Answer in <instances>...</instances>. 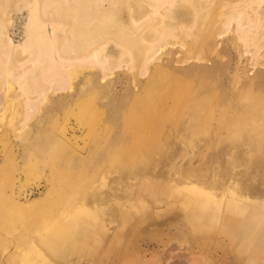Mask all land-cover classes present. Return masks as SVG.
I'll use <instances>...</instances> for the list:
<instances>
[{"label":"rangeland","instance_id":"1","mask_svg":"<svg viewBox=\"0 0 264 264\" xmlns=\"http://www.w3.org/2000/svg\"><path fill=\"white\" fill-rule=\"evenodd\" d=\"M149 3L0 0V264H264V0Z\"/></svg>","mask_w":264,"mask_h":264},{"label":"bare ground","instance_id":"2","mask_svg":"<svg viewBox=\"0 0 264 264\" xmlns=\"http://www.w3.org/2000/svg\"><path fill=\"white\" fill-rule=\"evenodd\" d=\"M76 1V3H77V5H78V9H79V11H80V3H81V0H75ZM161 0H152V3H149V5H150V7H151V11H150V13H156V5L160 2ZM108 6H106V5H103V7H102V5L99 7L100 9L98 10V8H96V11H98V13L99 14H101V15H104L105 13H106V11H108V8H107ZM31 9V8H30ZM33 9V8H32ZM31 11V10H30ZM32 11H34V13L36 12V10L34 9V10H32ZM33 12H30V16H28V18H29V20L27 21V26H26V35H25V37H24V39L21 41V42H15V40L11 37V36H8V35H3L4 34V29H5V25L4 24H2V23H0V44L2 45V49H3V51L5 52V53H7V54H10V53H14V52H16L17 50H24V49H27L31 44H32V42H33V36H32V31H33V26L32 25H34L35 24V20H36V18L34 17V14ZM88 13L89 14H91L89 11H88ZM95 13H97V12H95ZM146 13H149L148 11L146 12ZM36 15H37V13H36ZM35 15V16H36ZM133 16H135V15H133ZM34 18H35V20H34ZM97 19H98V17H97ZM140 19L141 18H139V19H136V18H131V22L133 23V24H138L139 22H140ZM131 23V24H132ZM132 24V25H133ZM101 27V26H100ZM125 27V26H124ZM126 29V28H125ZM65 40H67V39H65ZM90 44H91V41H90ZM89 44V45H90ZM92 51V50H91ZM91 53V52H90ZM96 54V52L94 51L93 53H92V55H95ZM101 63H103V62H101ZM30 90H32V92L33 93H36V95L39 93V90H40V84L37 86V85H34V84H32L31 86H30ZM36 95H34L33 97H31V99H36L38 96H36ZM229 215V214H228ZM225 217H226V215H225ZM229 217V216H228ZM228 220H229V222H230V220H231V222L233 221V222H237V221H235L234 220V217H229V218H227ZM232 224V223H231ZM214 232V231H213ZM215 233V232H214ZM180 248V247H179ZM174 249V248H173ZM177 249V248H176ZM166 252V251H165ZM168 252V251H167ZM176 253V252H175ZM178 253V252H177ZM176 253V254H177ZM166 255V254H165ZM170 256H172V255H170ZM175 256V255H174ZM179 256V255H178ZM177 257V256H176ZM168 258V257H167ZM172 258H173V256H172ZM178 258V257H177ZM179 258H180V261H181V257L179 256ZM176 259V258H175ZM186 259H187V257H186ZM174 260V259H173ZM183 260V259H182ZM166 261V260H165ZM172 261V260H171ZM170 261V262H171ZM177 261V260H176ZM175 261V262H176ZM187 261V260H186ZM173 263V264H177V263ZM189 262V261H188ZM182 263V262H181ZM180 262H179V264H181ZM170 264V263H169ZM183 264H185V262L183 263ZM187 264V263H186ZM191 264V263H190Z\"/></svg>","mask_w":264,"mask_h":264}]
</instances>
